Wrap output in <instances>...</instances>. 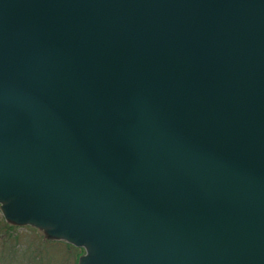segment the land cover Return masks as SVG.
Instances as JSON below:
<instances>
[{"label":"water","instance_id":"1","mask_svg":"<svg viewBox=\"0 0 264 264\" xmlns=\"http://www.w3.org/2000/svg\"><path fill=\"white\" fill-rule=\"evenodd\" d=\"M0 205L80 264H264V0H0Z\"/></svg>","mask_w":264,"mask_h":264},{"label":"rangeland","instance_id":"2","mask_svg":"<svg viewBox=\"0 0 264 264\" xmlns=\"http://www.w3.org/2000/svg\"><path fill=\"white\" fill-rule=\"evenodd\" d=\"M48 241L35 227L12 225L0 205V264H79L75 258L78 252H68L69 243Z\"/></svg>","mask_w":264,"mask_h":264},{"label":"trees","instance_id":"3","mask_svg":"<svg viewBox=\"0 0 264 264\" xmlns=\"http://www.w3.org/2000/svg\"><path fill=\"white\" fill-rule=\"evenodd\" d=\"M51 241H53V240H51ZM48 242H50V240ZM53 242H54V244H56V241H53ZM68 246H70V247H68ZM67 248H68V252L71 254H72V249H75L78 252V253H76V256L74 255L76 260H77V263H78L81 256L83 255L84 251L82 249L75 248L69 244L67 245Z\"/></svg>","mask_w":264,"mask_h":264}]
</instances>
